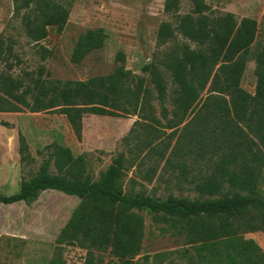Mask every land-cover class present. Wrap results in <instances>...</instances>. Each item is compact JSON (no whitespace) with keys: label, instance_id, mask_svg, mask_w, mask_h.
<instances>
[{"label":"trees","instance_id":"16d2710c","mask_svg":"<svg viewBox=\"0 0 264 264\" xmlns=\"http://www.w3.org/2000/svg\"><path fill=\"white\" fill-rule=\"evenodd\" d=\"M179 2L165 0L164 10L175 20L174 24L161 21L156 39L165 44L180 36L182 44L165 55L160 62L163 69L155 61L141 68L152 88L144 77L125 68L121 51L110 73L84 80L48 78L44 67L36 74L15 75L9 61L12 41L0 36V63H4L0 112L59 113L78 141L82 140L85 114L136 115L128 133H143V148L163 161L164 168L184 179L193 167L207 165L210 170L194 175L199 197L168 194L159 198L124 188L128 171L124 153L113 157L93 179L83 154L75 155L56 141L46 145L35 174L22 179L17 192H0V204L31 203L44 190L79 199L55 239V251L47 264L64 263L63 244L85 249L83 264H97L94 252L108 249L120 264H132L142 249L141 212L174 229L194 247L202 264H264L262 248L244 238L247 232L264 233V193L259 189L264 151L234 116L217 71L218 64L231 62L254 42L257 21L251 17L237 20L231 12L215 14L204 0H192L191 11L180 14ZM69 12V7L56 0H13V13L21 17L26 36L35 43L47 37L48 27L62 28ZM106 36L101 27L79 34L70 61L80 63L103 46ZM38 52L43 59L50 54L42 45ZM152 99L158 102L159 116ZM18 142L20 162L32 163L34 158L20 132Z\"/></svg>","mask_w":264,"mask_h":264},{"label":"rangeland","instance_id":"374dc122","mask_svg":"<svg viewBox=\"0 0 264 264\" xmlns=\"http://www.w3.org/2000/svg\"><path fill=\"white\" fill-rule=\"evenodd\" d=\"M69 7L67 22L62 28L48 27V35L39 43L25 34L21 17L13 13V0H0V36L12 41L9 61L11 72L36 74L44 67L48 78L84 80L110 73L117 65L118 51L124 54L125 68L145 78L141 68L151 61L160 62L169 51L179 47L183 38L159 44L156 33L161 21L174 24L175 16L164 10L165 0H56ZM215 14L231 12L237 20L251 17L257 21L254 42L231 62L217 65L225 86L226 97L234 116L253 136L264 151V0H204ZM192 0H180L178 13L191 11ZM101 27L106 33L104 44L87 54L80 63L70 61L79 34L90 28ZM39 45L50 51L41 58ZM193 47L194 44H191ZM4 68V63H0ZM160 68L163 67L160 65ZM152 90V89H151ZM156 115L159 105L152 99ZM171 108L170 99L167 102ZM136 115L107 116L85 114L82 140L78 141L65 117L55 112H0V192H17L20 181L38 169L46 155V145L56 141L67 145L72 152L83 154L93 179L99 177L113 157L124 153L128 165L123 178L124 188L143 191L154 197L168 194L189 199L199 197L195 191L194 175L209 173L207 165L193 167L184 179L176 171L164 168L141 143L143 133H128ZM27 141L32 163H21L18 152V133ZM41 151V152H39ZM53 171V167H50ZM259 189L264 193V169ZM79 199L56 190L41 191L31 202L0 204V264H47L55 251V239L69 219ZM144 218L142 249L133 257L132 264H202L193 246L184 242L166 224L155 222L152 215L141 212ZM264 251V233L247 232ZM86 250L79 246L62 245L63 264H83ZM97 264H120L110 254L94 252ZM100 259V260H99Z\"/></svg>","mask_w":264,"mask_h":264}]
</instances>
